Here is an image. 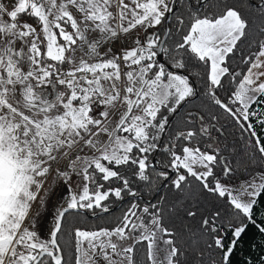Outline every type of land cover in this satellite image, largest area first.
Returning a JSON list of instances; mask_svg holds the SVG:
<instances>
[{
  "label": "snow or ice",
  "instance_id": "snow-or-ice-1",
  "mask_svg": "<svg viewBox=\"0 0 264 264\" xmlns=\"http://www.w3.org/2000/svg\"><path fill=\"white\" fill-rule=\"evenodd\" d=\"M175 2L0 0V264H68L60 237L70 210L109 213L114 201L138 195L134 181H162L171 202H133L111 228L75 227V264H140L142 243L147 264H232L252 228L264 235V172L235 190L222 182L234 169L224 155L228 145H221L219 114L189 109L168 131L203 92L249 132L264 160L254 125L264 131V38L250 40L255 21L245 16L243 0L239 7L215 0L204 13L189 0L187 23L177 15L174 26L162 27ZM248 7L264 18V5L248 0ZM136 30L145 33L143 42ZM129 40L133 47L99 51ZM246 41L256 50L241 56L245 69L234 68L232 57ZM84 45L89 58L77 62ZM119 106L126 110L118 113ZM101 134L108 137L103 143ZM85 147L91 156L79 154ZM160 151L169 161L164 170L150 160ZM61 159L62 168H54ZM53 172L68 199L40 225L36 205L46 208ZM113 237L133 243L121 247Z\"/></svg>",
  "mask_w": 264,
  "mask_h": 264
},
{
  "label": "trees",
  "instance_id": "trees-1",
  "mask_svg": "<svg viewBox=\"0 0 264 264\" xmlns=\"http://www.w3.org/2000/svg\"><path fill=\"white\" fill-rule=\"evenodd\" d=\"M189 0H176L175 5L177 8L174 13L169 17L166 23L162 27L174 26L175 19L177 15H182L187 23L188 17V8L186 4ZM230 2L235 3L238 7L241 6L240 0H230ZM262 0H255L257 6L260 5ZM193 5L192 10H198L201 13L210 11V4L215 3V0H206L200 9L196 6L199 5L200 0H191ZM243 10L245 16L255 21V25L250 29V40H258L264 37L259 35V27L264 26V18H261L259 11L256 9L250 10L248 7V0H243ZM35 23L34 21H30ZM162 30V28H161ZM149 32L153 31L152 29L148 30ZM145 34V33H144ZM177 39L179 37L177 36ZM235 55L232 57V66L239 67V69H245V65L241 63V56L247 55L250 52L256 50V45L253 43L249 46L248 41L239 46ZM67 68V66H65ZM189 71L202 72L200 68L189 67ZM196 87L199 89L201 87V81L197 78ZM221 98H224L225 93L221 90L218 93ZM201 108L204 111H211L213 113H218L220 116L219 125H223L225 131L221 137V145L227 144L228 147L224 149V155L227 158V162L231 164L234 171L231 175V178L223 179L222 182L226 184H234L243 180L249 179L251 176H254L257 172H264V160L260 159V154L256 151L254 146V139L250 137L249 132H241V128L236 124L226 113L221 109L214 106L206 96L201 95L195 100L188 103L183 109L180 110L179 114L175 115L172 118V122L169 125V133L173 132L174 126L179 125L181 119L183 118L185 112L189 109ZM257 134L261 137V143H264V132L261 130V127L256 128ZM168 136L162 138L163 143H167ZM150 160L156 162L157 170H164L165 166L168 164V157L162 152H156L150 155ZM254 161V162H253ZM169 173L172 171V176L174 178V170L168 168ZM135 189L138 192V195L131 197L125 195L123 200L117 201L115 204L110 206L109 213H100L97 209L96 214H93L92 210H87L88 213L71 211L67 214V220L65 222V234L61 235L60 243L65 248V256L68 261V264H75L74 260V249H73V237L71 235L72 230L77 227H85L88 229H95L101 226L104 227H113L119 217L122 216L123 212L130 207L129 205L133 202L140 204L141 206L149 203L146 199H152L155 195V198L152 199V203L157 202V200L168 197L169 202H171L173 194L168 190L169 186L164 184L162 181H155L152 185H148L145 182H133ZM113 186H120L119 184H114ZM157 188H160L159 193L157 194ZM195 191H199L198 185L193 184ZM141 196V198L139 197ZM129 198V199H127ZM167 206V205H166ZM264 212V209H262ZM260 217H257L259 220ZM186 238V237H185ZM183 243V240L180 241ZM138 251L136 256L140 261V264H147L146 261V250L145 244H140L136 246ZM264 264V235L258 233L255 228H252L244 240L240 243L239 248L236 252V255L232 259V264Z\"/></svg>",
  "mask_w": 264,
  "mask_h": 264
},
{
  "label": "rangeland",
  "instance_id": "rangeland-1",
  "mask_svg": "<svg viewBox=\"0 0 264 264\" xmlns=\"http://www.w3.org/2000/svg\"><path fill=\"white\" fill-rule=\"evenodd\" d=\"M125 1H126V3L129 2V0H125ZM8 2L10 3L11 0H8ZM25 19H27V17H25ZM111 123H115L116 124V119L113 118L111 120ZM111 123H109V125ZM109 125H108V127H109ZM254 125H255V130H256L257 127L260 126L259 123L255 121V119H254ZM107 138L108 137L106 135L101 134L97 139L99 140L100 143H103L104 141L107 140ZM97 147H99V143L97 144ZM79 154L81 156H91L93 154V152L89 148L85 147L83 149V151L80 152ZM64 163H65V161L63 159H61L60 163L59 164H54L53 167L54 168H62ZM79 166H80L79 162H77V167L79 168ZM73 180L76 181V177L75 176H73ZM76 182L78 183V181H76ZM48 184H51L52 187H51V189H49V192H48V204H47L46 208L45 209H40L39 205L38 204L36 205V208L39 209L40 212H41V215L38 218V223L40 225H47L49 223V221L51 220V213L54 212L55 210H57V208H59L60 206H64L66 204L67 199H68V193H67V190H66V185L62 181H59V180H57L55 178V173L54 172H53L52 175L48 176L47 183L45 184L46 188L48 187ZM228 185L235 190V189L239 188L240 182L234 183V184H228ZM72 188H73V190H76V183L72 184ZM116 202L117 201H114L113 204H115ZM35 210L36 209H34V211ZM42 235L46 236V232H42ZM113 241L118 243L121 247H126V246H128V245L133 243L132 240L120 241L116 237H113Z\"/></svg>",
  "mask_w": 264,
  "mask_h": 264
},
{
  "label": "crops",
  "instance_id": "crops-1",
  "mask_svg": "<svg viewBox=\"0 0 264 264\" xmlns=\"http://www.w3.org/2000/svg\"><path fill=\"white\" fill-rule=\"evenodd\" d=\"M125 3H126V1H125ZM114 12L116 11L115 10V8H113L112 9ZM138 32V34H139V36H140V39H141V41L143 42V39H144V32L143 31H141V30H136V32H134L133 33V35H135L136 33ZM98 36H99V34L97 33V34H91V35H89V42H91V40L92 39H94V38H98ZM122 38H123V36H122ZM79 43V42H78ZM134 45H133V43L129 40L127 43H125V44H120L119 42H114V43H109V44H105L103 47H101L100 49H99V51L100 52H105V51H107V49L109 48V47H111V49H112V51L113 52H119L120 51V49L123 47V48H130V47H133ZM86 52H88V48H87V45H84V47L82 48V49H78L77 50V52H76V54H75V58H76V61L77 62H79V60L83 57L84 59H88L89 57L87 56V55H85V53ZM93 59H95V58H93ZM104 84H105V87H107L108 86V82L107 81H105V82H103ZM126 110V108L125 107H123V106H119L118 107V113H122L123 111H125ZM116 123H117V120H116ZM115 123H111L110 125H109V129L111 130L112 128H114L115 127ZM107 136V135H106Z\"/></svg>",
  "mask_w": 264,
  "mask_h": 264
},
{
  "label": "water",
  "instance_id": "water-1",
  "mask_svg": "<svg viewBox=\"0 0 264 264\" xmlns=\"http://www.w3.org/2000/svg\"><path fill=\"white\" fill-rule=\"evenodd\" d=\"M206 2V0H200V3H199V5L198 6H196L198 9H200L201 7H202V5L204 4ZM260 5H264V0H262V2L260 3ZM174 8L176 9L177 8V5H175L174 6ZM168 25H166V27H167ZM170 174L172 175V171L170 172ZM159 191H160V188H159V190H157V194L159 193ZM156 196V195H155ZM155 196L153 197V198H155ZM132 196H130L129 198H131ZM140 198H141V196H139ZM129 198H127V199H129ZM152 198V199H153ZM152 199H146V201L147 202H151L152 201ZM71 211H76V212H83V213H88V211L86 210V209H81V210H70V212ZM100 213H102V212H100Z\"/></svg>",
  "mask_w": 264,
  "mask_h": 264
},
{
  "label": "built area",
  "instance_id": "built-area-1",
  "mask_svg": "<svg viewBox=\"0 0 264 264\" xmlns=\"http://www.w3.org/2000/svg\"><path fill=\"white\" fill-rule=\"evenodd\" d=\"M122 70H123V66H122ZM123 94V93H122ZM99 111V109H97V112Z\"/></svg>",
  "mask_w": 264,
  "mask_h": 264
}]
</instances>
